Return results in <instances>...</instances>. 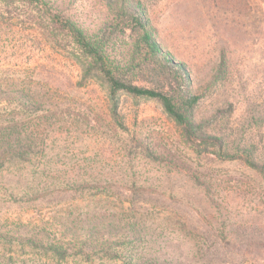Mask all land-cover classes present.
Instances as JSON below:
<instances>
[{
    "label": "rangeland",
    "instance_id": "1",
    "mask_svg": "<svg viewBox=\"0 0 264 264\" xmlns=\"http://www.w3.org/2000/svg\"><path fill=\"white\" fill-rule=\"evenodd\" d=\"M54 1L90 30L107 19L104 0ZM133 1L172 64L164 70L135 61L125 78L179 95L175 78L183 66L184 85L199 96L194 121L222 137L235 158L204 154L194 161L157 101L125 93L116 97L126 131L109 132L107 94L80 86L90 81L66 41L53 39L48 19L35 6L0 0V82L29 85L51 105L28 129L19 127V114L12 119L22 137L32 132L45 145L28 161L13 158L0 168V264H58L21 241L20 224L88 207L129 214L140 243L184 264H264V175L244 162L250 155L264 164V2ZM3 105L0 128L11 118ZM85 184L100 193H82ZM60 264L122 263L96 257Z\"/></svg>",
    "mask_w": 264,
    "mask_h": 264
},
{
    "label": "trees",
    "instance_id": "2",
    "mask_svg": "<svg viewBox=\"0 0 264 264\" xmlns=\"http://www.w3.org/2000/svg\"><path fill=\"white\" fill-rule=\"evenodd\" d=\"M18 1L35 6L48 19L53 39L57 41L61 37L71 47L70 51L80 66L82 79L90 81L78 84L98 85L105 91L108 98L105 127L109 132L118 135L126 131L118 112L119 101L116 97L118 93H125L157 101L166 116L180 128L194 161H200L204 154L218 157L222 154L230 159L235 158L227 151L222 137L205 132L202 125L194 121L192 110L199 96L184 85L183 66L179 65L180 73L175 78L182 91L179 95L138 86L125 78L124 73L136 67L133 66L135 61L139 63L137 66L153 62L164 70L172 64V60L163 53L155 37V28L139 2L104 0L108 9L107 19L90 30L82 22L65 14L54 0ZM125 36L128 38L126 41ZM118 53L121 58H117ZM0 104H4V113L11 117L9 124L0 128L2 168L5 161L13 158L28 161L34 148L38 150L37 154L43 151L45 145V139L35 138L32 132L26 131V136L22 137L21 131L16 130L18 125L13 123V117L18 114L21 116L19 127L23 129L33 115L49 113L51 105L46 93L40 94L29 85L18 86L15 82H0ZM209 147L217 148V151L208 152ZM244 162L249 168L264 175V164L256 162L250 155L244 157ZM85 185L87 188L82 187L85 188L81 190L82 193L86 189L91 196L94 195L92 189H96V194L100 193L96 184ZM126 200L119 198V201ZM78 211L76 208L69 209L63 215H54L47 221L41 220L39 224H20V229L25 232L20 236L21 241L58 264L69 258L92 261L96 257L118 259L122 264H184L178 258L162 256L149 244L140 243L139 232L134 228L133 218L129 214L89 207L84 212Z\"/></svg>",
    "mask_w": 264,
    "mask_h": 264
}]
</instances>
